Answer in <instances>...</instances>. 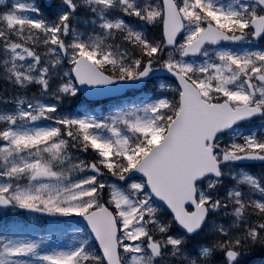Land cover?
<instances>
[{"label":"snow or ice","instance_id":"6c2138e0","mask_svg":"<svg viewBox=\"0 0 264 264\" xmlns=\"http://www.w3.org/2000/svg\"><path fill=\"white\" fill-rule=\"evenodd\" d=\"M159 71L172 98L61 109ZM0 82V210L63 218L46 235L0 226V264H242L264 247L249 170L264 164V0H60L54 15L0 0Z\"/></svg>","mask_w":264,"mask_h":264},{"label":"rangeland","instance_id":"374dc122","mask_svg":"<svg viewBox=\"0 0 264 264\" xmlns=\"http://www.w3.org/2000/svg\"><path fill=\"white\" fill-rule=\"evenodd\" d=\"M58 3H60V0L58 1ZM160 83L174 85V83L171 82V81L166 80V81L163 82V80L156 79L154 84H151V85L148 86V88L146 89L148 91H144L143 93L140 94V96H138L134 100H137V99H139L141 97H144V96H154V95H157V94L167 95L169 98H172L174 94L171 91H164L163 93H157V86ZM28 93L32 94L33 92L29 89ZM258 123L259 122L256 120V121H253V122H251L249 124L242 125V127H244V128H252V127H255ZM261 172H264V168L261 170ZM230 183H231V181L228 178H225V186L230 185ZM224 222L227 223V220H225ZM261 262H263V263H261ZM242 264H264V252H260L259 259H255V258H253L251 256H247L246 255L243 258Z\"/></svg>","mask_w":264,"mask_h":264},{"label":"trees","instance_id":"16d2710c","mask_svg":"<svg viewBox=\"0 0 264 264\" xmlns=\"http://www.w3.org/2000/svg\"><path fill=\"white\" fill-rule=\"evenodd\" d=\"M47 13H48V10H45V14H47ZM250 251H251L250 253H247V256H251L253 258L257 257L259 259V255H260L259 252H264V247L257 245L255 247L251 248ZM261 263H263V262H261Z\"/></svg>","mask_w":264,"mask_h":264},{"label":"water","instance_id":"95a60500","mask_svg":"<svg viewBox=\"0 0 264 264\" xmlns=\"http://www.w3.org/2000/svg\"><path fill=\"white\" fill-rule=\"evenodd\" d=\"M44 1V3H45V5H50L51 3H52V0H43ZM155 75L156 76H170L169 74H167L166 72H164V71H159V72H156L155 73ZM83 95H85L86 97H90L91 95H87L86 93H84V92H81Z\"/></svg>","mask_w":264,"mask_h":264}]
</instances>
